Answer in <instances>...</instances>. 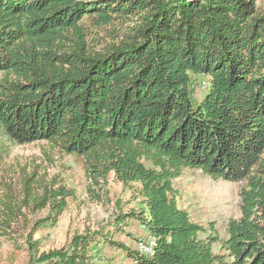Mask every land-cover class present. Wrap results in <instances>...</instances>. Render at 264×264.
<instances>
[{"label":"trees","instance_id":"1","mask_svg":"<svg viewBox=\"0 0 264 264\" xmlns=\"http://www.w3.org/2000/svg\"><path fill=\"white\" fill-rule=\"evenodd\" d=\"M0 75V139L72 157L92 202L112 180L141 204L29 264H115L101 247L124 264H264V0H0ZM3 145L0 230L44 211L35 228L54 227L74 190L10 172ZM187 169L239 185L224 239L178 206ZM131 221L150 253L114 240Z\"/></svg>","mask_w":264,"mask_h":264},{"label":"rangeland","instance_id":"2","mask_svg":"<svg viewBox=\"0 0 264 264\" xmlns=\"http://www.w3.org/2000/svg\"><path fill=\"white\" fill-rule=\"evenodd\" d=\"M202 81L204 80L200 79L196 85L197 98H200L206 89ZM0 141L4 144V168L11 172L25 167L30 171L34 166H39L40 173L45 172L48 178H61L66 186L75 192L73 199H67L66 210L54 227L35 228L36 220L45 217L44 211L34 217L28 216L25 221L14 225L8 233L0 230V264H29L31 258L37 257L39 252L65 249L75 236L100 232L105 234L118 216L141 208L137 195L112 180L108 185V201L97 203L89 200L86 195L87 180L81 165L72 157L60 156L56 152L50 154L52 162H49L45 154V151H48L45 143L34 142L15 146L3 139ZM173 184L178 192V206L186 210L193 221L205 228H208L209 224L213 225L219 239H224L227 220L239 215V185L221 179L213 180L196 169L185 170ZM146 235L144 227L131 221L114 240L135 248ZM34 242L38 244L35 245ZM219 245V242L214 245L215 253L219 252ZM100 250L108 256L116 257L115 264H124L126 261L122 251L108 247H101Z\"/></svg>","mask_w":264,"mask_h":264},{"label":"built area","instance_id":"3","mask_svg":"<svg viewBox=\"0 0 264 264\" xmlns=\"http://www.w3.org/2000/svg\"><path fill=\"white\" fill-rule=\"evenodd\" d=\"M204 88H206V85H204ZM152 244V242H150ZM137 248L142 251V252H145V253H150V248L147 247L144 242H143V239L141 241L138 242L137 244Z\"/></svg>","mask_w":264,"mask_h":264}]
</instances>
